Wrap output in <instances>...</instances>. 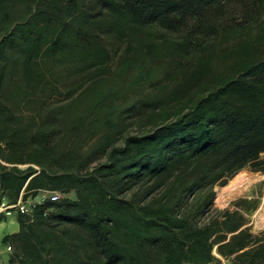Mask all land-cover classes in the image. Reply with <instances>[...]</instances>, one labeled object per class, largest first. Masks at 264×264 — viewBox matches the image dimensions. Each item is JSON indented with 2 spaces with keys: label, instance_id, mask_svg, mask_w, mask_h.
Masks as SVG:
<instances>
[{
  "label": "trees",
  "instance_id": "obj_1",
  "mask_svg": "<svg viewBox=\"0 0 264 264\" xmlns=\"http://www.w3.org/2000/svg\"><path fill=\"white\" fill-rule=\"evenodd\" d=\"M246 167L264 173V0H0V208L61 194L8 209L5 264H264V229L215 207Z\"/></svg>",
  "mask_w": 264,
  "mask_h": 264
},
{
  "label": "rangeland",
  "instance_id": "obj_2",
  "mask_svg": "<svg viewBox=\"0 0 264 264\" xmlns=\"http://www.w3.org/2000/svg\"><path fill=\"white\" fill-rule=\"evenodd\" d=\"M232 42H237V37H234V35L219 39L216 48L217 55L214 59V68H217L219 70L223 68V62L225 58H222V49L224 48V46L228 44L229 46L233 47L235 44ZM108 43H109L108 46L112 49V54H113L112 56L115 66L117 57L122 51V49L125 47V44L113 38L108 40ZM177 60L178 59L168 58L164 62L166 64H169V66H171L174 65L173 63L177 62ZM184 63L185 66L174 65L169 67L171 73L177 76L180 75L181 77L183 75L182 72H184V77H186L187 74L189 75L191 70L190 65L192 64L190 65L188 64L187 66V61ZM137 72H138L137 68L135 67L128 74L135 76ZM161 72L162 71L159 70L155 71L154 78L152 79L154 83L156 82V80H158L159 75H162ZM125 78L126 77H124L122 80H124ZM172 85H175V83H172ZM169 88H172V86L171 87L169 86ZM145 89L146 86L142 85L140 87L138 86L135 88H128L127 91L130 92L128 95L141 96L143 92L142 90L147 91ZM131 121L132 120L130 119L126 120L127 123H131L129 124L128 127H126V132L136 133L138 131V126L136 124H132L134 122ZM92 165H95V163H93ZM239 173L237 174H239V176L242 178V183L237 187H235L234 189L227 192L225 191L222 192V187H216L217 195L221 192L222 195L220 198L215 199V207L217 209H230V210L238 209L239 207V209H242V211L246 213L248 226H250L251 231L254 234H258L260 231L264 229V173L260 171H254L252 170L251 167H246L245 169L241 170ZM231 180H229V182ZM41 194H43V197H46L48 195L45 192H42ZM17 228H18V224L13 219H8L7 221H3L2 224L0 225V264H3L5 261H7L13 252L12 248L7 250V245L3 242L2 237L9 232H13L17 230Z\"/></svg>",
  "mask_w": 264,
  "mask_h": 264
},
{
  "label": "built area",
  "instance_id": "obj_3",
  "mask_svg": "<svg viewBox=\"0 0 264 264\" xmlns=\"http://www.w3.org/2000/svg\"><path fill=\"white\" fill-rule=\"evenodd\" d=\"M48 195L46 197H43L41 199V202H43L46 199H50L51 201H58L59 198L61 197V194L58 192H46ZM35 202L30 201L28 203L22 202L21 200L16 204V205H12V206H5L3 205L0 208V213L1 212H5L7 215L11 214V211H8V209L10 208H16L19 210V212L21 213H30L31 208L33 206ZM9 249H11V247H9Z\"/></svg>",
  "mask_w": 264,
  "mask_h": 264
},
{
  "label": "crops",
  "instance_id": "obj_4",
  "mask_svg": "<svg viewBox=\"0 0 264 264\" xmlns=\"http://www.w3.org/2000/svg\"><path fill=\"white\" fill-rule=\"evenodd\" d=\"M45 193H46V192H45ZM42 198H43V194H40L38 197L33 198V200L31 199V201H33V202H35V203H37V202H41V199H42ZM8 219H13L14 221H16L17 224H18V228H17V230H15V231H13V232H9V233L5 234L2 238H4L6 235L16 233V232H18L19 229H20V225H19V222H18V219H17V213L12 212V213L9 214L8 217H7L5 220H3V221H7ZM3 221L0 222V225L2 224ZM2 240H3V239H2ZM7 250H9V246H7ZM9 259H10V257H9ZM9 259H8L7 261H5L3 264L7 263V262L9 261Z\"/></svg>",
  "mask_w": 264,
  "mask_h": 264
},
{
  "label": "bare ground",
  "instance_id": "obj_5",
  "mask_svg": "<svg viewBox=\"0 0 264 264\" xmlns=\"http://www.w3.org/2000/svg\"><path fill=\"white\" fill-rule=\"evenodd\" d=\"M241 183H242V178L238 175L234 179H232L225 187H222V192L230 191V190L234 189L235 187H237L238 185H240ZM222 192L217 195V197H216L217 199L221 197Z\"/></svg>",
  "mask_w": 264,
  "mask_h": 264
}]
</instances>
